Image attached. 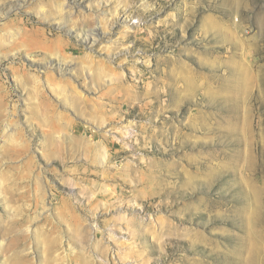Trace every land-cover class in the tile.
<instances>
[{
	"label": "rangeland",
	"instance_id": "1",
	"mask_svg": "<svg viewBox=\"0 0 264 264\" xmlns=\"http://www.w3.org/2000/svg\"><path fill=\"white\" fill-rule=\"evenodd\" d=\"M96 263L264 264V0H0V264Z\"/></svg>",
	"mask_w": 264,
	"mask_h": 264
},
{
	"label": "bare ground",
	"instance_id": "2",
	"mask_svg": "<svg viewBox=\"0 0 264 264\" xmlns=\"http://www.w3.org/2000/svg\"><path fill=\"white\" fill-rule=\"evenodd\" d=\"M62 6V5H61ZM64 6V8L65 7H67L68 9H67V12H66V14H68L69 16L72 14V9L67 5V3L65 4V5H63ZM90 35H92V36H97L98 35V30L97 29H93L91 32H90ZM236 42V41H235ZM51 63V62H50ZM53 65H55L56 66V68H57V71H59V73H60V75H61V73H62V70H64V69H62L61 68V65H60V62L59 61H56V63L55 62H53ZM63 66V65H62ZM215 66L216 65H214V67H212V68H215ZM218 66V65H217ZM242 71H243V69H242ZM241 71V72H242ZM245 71V70H244ZM247 71V70H246ZM233 81V80H232ZM239 81V80H238ZM228 82V81H227ZM237 82V81H236ZM235 83V82H234ZM236 84H238V83H236ZM239 85V84H238ZM237 86V85H236ZM230 87V86H229ZM208 88V87H207ZM225 88H226V86H225ZM224 88V89H225ZM232 88V87H231ZM234 88H235V86H234ZM237 88V87H236ZM238 89V88H237ZM226 90V89H225ZM228 91L230 90V89H227ZM235 91H236V89H235ZM58 92V91H57ZM208 93V92H207ZM212 93V92H211ZM57 94H59L60 95V93H57ZM235 94V93H234ZM58 96V95H57ZM238 96V95H237ZM64 97V101L62 102V104L63 105H67L68 103H69V101H68V98L66 97V95L65 96H63ZM72 100V99H71ZM70 100V101H71ZM73 101V100H72ZM71 103V102H70ZM236 106V105H235ZM104 159V158H103ZM92 240V239H91ZM98 262V261H97ZM97 264V263H96ZM103 264V263H102Z\"/></svg>",
	"mask_w": 264,
	"mask_h": 264
}]
</instances>
